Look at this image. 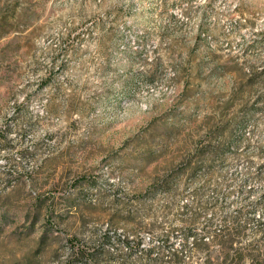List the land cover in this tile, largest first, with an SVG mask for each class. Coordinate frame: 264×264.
Instances as JSON below:
<instances>
[{"label":"rangeland","instance_id":"obj_1","mask_svg":"<svg viewBox=\"0 0 264 264\" xmlns=\"http://www.w3.org/2000/svg\"><path fill=\"white\" fill-rule=\"evenodd\" d=\"M251 66L264 67V0H0V264H71L70 240L99 236L123 202L167 174L183 140L221 116L237 67ZM246 114L231 129L239 157L213 163L201 198L215 205L213 224L249 211L243 233L207 234L205 250L179 234L167 250L162 231H144V252L264 264V107ZM168 131L179 140L159 146L154 137ZM147 150L151 164L140 162ZM179 183L174 213L202 179ZM144 196L138 209L180 229L161 213L168 196Z\"/></svg>","mask_w":264,"mask_h":264},{"label":"trees","instance_id":"obj_2","mask_svg":"<svg viewBox=\"0 0 264 264\" xmlns=\"http://www.w3.org/2000/svg\"><path fill=\"white\" fill-rule=\"evenodd\" d=\"M237 68L238 75L231 84V93L227 98L224 97L219 105L221 116L213 123H210L209 118L203 122L204 135H188L183 140V143L186 144L183 150L185 152L176 162L173 160L171 165L165 168L167 174L157 178L145 192L139 194L137 199H129L123 202L122 208L124 210H120L119 215L108 217L106 229L99 236H96V231L92 232V237L87 243H83L77 236L71 239V253L68 262L71 264H185L183 256L177 252L154 255L153 248L144 252L141 249V232L162 231L158 243L161 249L167 250L171 248V240L179 234L182 240L191 238L194 248L205 250L207 242L204 239L207 234L214 233L213 240L224 242L223 240L228 236L243 233L246 224L238 223V219L245 217L246 210L240 209L236 211L234 216H224L218 219L216 224H213L211 218L206 219L205 216L215 209V205L201 201L206 192L207 182L205 179L214 178L213 163L229 156L239 157L240 155L237 149L239 141L235 143L231 140L234 131L231 130L232 127L234 125L235 128L244 127L247 124L246 113L249 111L253 113L255 110H261L264 107V91L262 90L264 67L258 69L257 66H251L246 71L242 67ZM234 108H236V114L226 119L222 112H228ZM177 140H179L178 134L171 131L154 137V141L159 146L169 145L177 142ZM159 152L157 151V153ZM144 153H146V157L140 159V162L151 164V158L155 153H149V150ZM259 157H263V153H259ZM257 177H264V163L257 166ZM183 179L193 181L202 179V183L190 193L192 202L183 204L179 209L180 211L176 210L174 213L178 197L181 195L175 188ZM217 187V185L213 186L214 189ZM155 191H160L170 198L166 206L161 208V213L164 215L163 217L170 214L176 215L180 229L169 227L163 229V221L157 222L153 216L148 217L152 213H145L141 211V208L138 209V206L144 205V194H151ZM201 219H203V227L197 236L195 233ZM119 225L121 231H119ZM261 226L264 228V223ZM225 235L226 238H224ZM123 249L126 252H123ZM138 252L139 254H137ZM206 264H212L210 259Z\"/></svg>","mask_w":264,"mask_h":264}]
</instances>
